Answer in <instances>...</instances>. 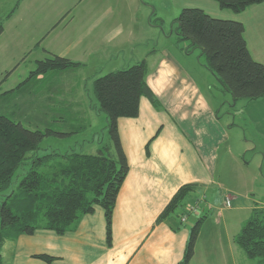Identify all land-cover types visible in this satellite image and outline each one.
Returning <instances> with one entry per match:
<instances>
[{"label":"crops","instance_id":"obj_1","mask_svg":"<svg viewBox=\"0 0 264 264\" xmlns=\"http://www.w3.org/2000/svg\"><path fill=\"white\" fill-rule=\"evenodd\" d=\"M183 2L184 7L201 8L217 19L241 22L253 59L264 64V2L250 6L241 13L223 10L213 0ZM81 3V0L73 1L70 5L69 1L70 6L67 3L58 9L47 4L46 0L27 3L24 0L8 22L17 19L27 22L33 18V13L41 14L40 10L47 12L44 22L40 21L48 29L40 40L43 42L49 40L60 22L67 18L68 14L64 16L63 12L70 9L72 14ZM138 4L137 0H124L121 4L110 6L103 14L94 13L88 20L76 19L79 22L68 35L55 37L62 48L51 50L55 55L84 65L77 70L51 72L53 91L59 94V99L47 96L53 103V117L58 116L71 123V130L81 131L75 137L87 134L99 119L107 121L101 115L99 105H94L90 93L86 91L87 86L92 87L90 84L98 77L116 69L123 70L145 60L147 84L161 106L158 110L148 98L143 97L137 118L118 121L130 170L114 212L112 246L107 242L105 212L101 207H96L93 214L84 216L74 229L64 235L40 229L33 235H22L16 241H7L2 251L3 264H179L185 256L191 229L180 226L177 230L178 225L171 219L158 222L160 215L186 184L200 185L197 198H207V192L215 185H231L227 183L231 179L229 167L221 164L222 155L231 156V126L222 124L219 108L204 93L194 76L196 70L188 66V60L187 65L180 62L179 56L182 54L174 53L169 48L160 52L154 48L152 52L147 50L146 57L141 60ZM134 10H138L136 14ZM72 18L75 20L74 15ZM156 27L166 36L163 25ZM6 33L7 27L0 41L4 40ZM54 39L49 41L48 46L53 47ZM185 55L189 57V54ZM126 57L131 60L125 61ZM38 78L45 79L43 76ZM7 81L0 85H5ZM26 81L0 94L5 102L22 108L20 113L23 115H28L34 109L32 101L35 99L34 94L30 95L34 87L30 89L28 83L21 86ZM249 104L261 106L264 97ZM159 130V136L152 141ZM85 139L90 138L85 136ZM85 141L82 153L88 146L95 148L90 151H97L96 154L103 147L101 145L96 149V145H100L96 137ZM69 149L67 152L73 151V148ZM197 216L192 215L188 220L195 217L197 222L202 217ZM228 250L230 258L223 259V264H231V242ZM39 255L55 259L48 263L38 258ZM198 258L195 250L190 264H208L197 261Z\"/></svg>","mask_w":264,"mask_h":264},{"label":"trees","instance_id":"obj_2","mask_svg":"<svg viewBox=\"0 0 264 264\" xmlns=\"http://www.w3.org/2000/svg\"><path fill=\"white\" fill-rule=\"evenodd\" d=\"M213 1L221 9L234 13H241L250 6L264 2ZM21 4L22 1L16 3L7 20ZM177 22L179 40L189 41L193 49L201 51L205 58L204 66L218 79L223 90L231 94L234 105L242 99L254 101L264 97V64L253 59L245 38V27L241 22L213 18L198 8L183 9ZM4 30V23L0 22V36ZM37 65V69L32 72V76L37 78L50 72L77 70L84 66L58 55L39 61ZM146 77L147 63L143 60L130 68L110 72L95 80L94 90L99 111L107 116L110 136V143L100 148L97 154L72 151L63 154L54 152L36 158L29 156L40 150L47 136L56 134L59 137H71L81 131L71 130V123L58 116L53 117V120L59 119L66 123L68 133L30 130L9 118L8 114H0V264H3L2 251L7 241H16L22 235H33L40 229L64 235L74 229L84 216L93 214L96 207H101L105 212L107 242L112 246L114 212L130 170L120 139L118 121L122 118H137L143 97L148 98L156 109H161ZM26 83L28 81L21 86ZM0 101L5 102L3 96ZM8 105L7 109L10 110L20 108L12 104L9 108ZM49 113L52 115L51 110ZM159 134L160 130L152 141ZM30 159L33 161L30 162ZM28 162L31 168L24 170L22 181L18 187H14L17 171L24 169ZM199 190L198 184L182 186L158 222L174 220L178 230L183 226L181 218L185 205ZM180 209L182 211L178 214ZM204 220L205 217H201L192 227L185 256L179 264H190L193 260ZM235 243L249 259H260L264 263L263 208L253 209L251 217L235 237ZM37 257L48 263L55 259L47 255Z\"/></svg>","mask_w":264,"mask_h":264},{"label":"rangeland","instance_id":"obj_3","mask_svg":"<svg viewBox=\"0 0 264 264\" xmlns=\"http://www.w3.org/2000/svg\"><path fill=\"white\" fill-rule=\"evenodd\" d=\"M18 1L23 2L24 0H0V22L4 23V27H7L4 40L0 41V84L8 80L5 85H0V87L2 86L0 94H4L9 88L17 86L19 82L27 80L30 89L34 87L30 94H34L33 97H35L32 101L34 109L28 115H21V108L15 111V107L11 109L14 112L12 113L10 109H7L8 104L0 101V114H8L9 118L30 130L68 133L69 129L66 123L59 119L53 120V116L49 113L53 108V103L48 100L47 96L52 95L55 98L59 96L53 91L54 80L50 76L52 75L51 72L43 75L44 80L32 76V72L37 69L39 61L55 55L51 53L52 48H62V45L59 46L58 38L55 37L68 35V32L76 24V19L79 21L81 19L88 20L93 17L94 13L103 14L109 10L110 6L121 4L124 0H81L82 3L72 14L70 9H66L65 13L63 12L64 16L68 14L67 18L65 17L66 19L60 22L59 27L53 31L52 37L43 42L40 40L44 38L48 29L40 21L44 22L47 12L40 10L41 14L33 13V18L27 22H20L18 19L8 22L7 16L15 8ZM25 1L27 3L33 0ZM69 1L71 5L73 1L80 0H46V3L61 9L67 3L70 6ZM137 1L140 8L139 11L134 10V13L136 14L138 11L137 17L140 21L139 54L143 56L141 60L146 57L147 50L152 52L154 48L158 52L169 48L174 53L182 54L179 56L180 62L187 65L188 60V66L192 70H196L194 76L201 84L204 93L219 108L222 124L227 127L231 126L229 131L231 156L222 155L223 160L221 161L223 166L229 167L228 170L231 174L229 178L231 179H228L227 183L229 182L231 185H228L229 187L215 185L207 192V198H197V195L191 196L183 211H186L188 205H197L198 213L192 215L205 217L196 243L198 246L195 250L197 257H199L197 261H206L208 264H223V259L230 258L228 244L231 242V264H264L261 263L260 259H249L234 242V236L240 232L251 217L253 209L257 207L264 209V104L261 106L253 104L254 106H252L249 104L250 101L242 99L234 105L231 94L223 90L218 79L204 66L205 58L201 55V51L193 49L189 41L179 40L177 18L183 9L193 7H184L183 0ZM73 15L75 20H72ZM159 25H163L167 33L166 36L159 27H156ZM167 36L169 38H166ZM52 39H54V44L53 47H50L48 44ZM186 53L189 54V57H186ZM149 56L151 55L149 54ZM128 60H131L130 57L125 58V61ZM90 73H93V69L90 70ZM90 86L92 87L87 86L86 92L90 93L94 105L98 106L94 83ZM8 107L11 108V104ZM45 114L47 115L45 116ZM101 115L107 119L106 114L101 113ZM106 122V120L99 119L87 131V134L78 137L73 136V139L71 137H59L56 134L47 136L42 141L40 150L29 154V156L42 157L58 151L65 153L70 150V147L73 148V151L82 153L85 140L91 141L93 137H96V141L100 142V145H96V149L101 145L104 147L110 143ZM85 136L90 139H85ZM94 149L89 146L85 147L83 153L96 154L97 151H90ZM29 161L33 160L30 159ZM30 162L24 169L20 168L17 171L14 187H18L22 181L24 170L28 171L31 168ZM228 197L229 200L227 201ZM182 209L178 211V214L181 213ZM195 222L196 218L193 217L184 222L183 226L192 229ZM234 249H237L236 252Z\"/></svg>","mask_w":264,"mask_h":264},{"label":"built area","instance_id":"obj_4","mask_svg":"<svg viewBox=\"0 0 264 264\" xmlns=\"http://www.w3.org/2000/svg\"><path fill=\"white\" fill-rule=\"evenodd\" d=\"M198 213V206L188 205L186 211L182 215L181 221L186 222L190 215Z\"/></svg>","mask_w":264,"mask_h":264},{"label":"bare ground","instance_id":"obj_5","mask_svg":"<svg viewBox=\"0 0 264 264\" xmlns=\"http://www.w3.org/2000/svg\"><path fill=\"white\" fill-rule=\"evenodd\" d=\"M182 223H184V222H182Z\"/></svg>","mask_w":264,"mask_h":264}]
</instances>
